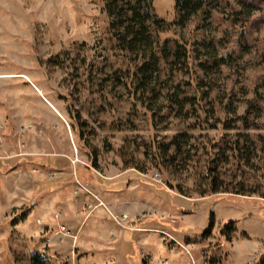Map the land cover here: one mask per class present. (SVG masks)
<instances>
[{
  "label": "rangeland",
  "instance_id": "1",
  "mask_svg": "<svg viewBox=\"0 0 264 264\" xmlns=\"http://www.w3.org/2000/svg\"><path fill=\"white\" fill-rule=\"evenodd\" d=\"M207 4L161 34L202 43L192 102L159 93L152 125L123 87L100 98L129 65L101 0H0V264H264V0Z\"/></svg>",
  "mask_w": 264,
  "mask_h": 264
},
{
  "label": "trees",
  "instance_id": "2",
  "mask_svg": "<svg viewBox=\"0 0 264 264\" xmlns=\"http://www.w3.org/2000/svg\"><path fill=\"white\" fill-rule=\"evenodd\" d=\"M101 2L107 20L105 31L118 52L113 55L120 56L129 65L123 77L117 71L112 73L109 78L111 84L105 86L109 87L108 94L100 98L107 101V95H112L119 99L122 95L118 89L123 87L128 91L126 97L133 107L143 109L152 125L155 115L151 112L149 103L152 98L160 95L159 93L163 92L164 100L172 110L175 105L179 104L181 107L184 103H191L192 101L188 100L181 102L178 98L182 87L192 86L191 79L184 82L181 77L192 72L194 47L202 42L193 39L184 40L175 36L161 37V34L165 33L170 25L182 27L192 17L200 18L201 22L196 27L198 30H203L208 14V0H173L175 17L170 23H166L164 18L157 14L154 0H101ZM257 19L264 23V14ZM106 58L101 57L100 63L107 60ZM88 65H92V62L90 61ZM96 73H99L98 68ZM197 97L194 96L193 100L197 101ZM73 118L77 123V116L74 115ZM211 125L213 127L220 125L221 129L224 126L229 128L228 124L220 123L218 119H213ZM171 143L177 144L174 140ZM236 148L234 146V149ZM260 150L262 151L261 170L264 172V141L260 143ZM234 151L238 153V148ZM235 155L237 157V154ZM155 159L159 158L155 156ZM209 170L207 167L206 171ZM207 176L211 179L209 191L219 192L215 177L209 175V172ZM233 193L244 194L242 191ZM230 228L234 229L231 222ZM227 230L228 227H224L220 230V234L224 236ZM29 262L49 264L47 256L36 251L29 256Z\"/></svg>",
  "mask_w": 264,
  "mask_h": 264
},
{
  "label": "built area",
  "instance_id": "3",
  "mask_svg": "<svg viewBox=\"0 0 264 264\" xmlns=\"http://www.w3.org/2000/svg\"><path fill=\"white\" fill-rule=\"evenodd\" d=\"M156 176H157V173H156ZM61 229L63 230V229H64V227H61Z\"/></svg>",
  "mask_w": 264,
  "mask_h": 264
}]
</instances>
